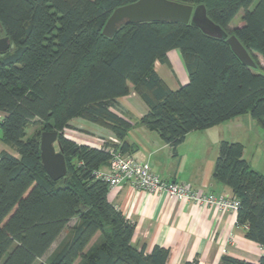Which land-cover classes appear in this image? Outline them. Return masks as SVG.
I'll use <instances>...</instances> for the list:
<instances>
[{"label":"trees","instance_id":"trees-1","mask_svg":"<svg viewBox=\"0 0 264 264\" xmlns=\"http://www.w3.org/2000/svg\"><path fill=\"white\" fill-rule=\"evenodd\" d=\"M136 0H0V28L12 49L0 53V264H36L66 231L48 264H169V249L132 243L135 224L108 199L95 171L108 165L97 148L64 135L76 117L111 128L123 151L133 123L112 110L134 92L147 113L137 123L174 149L186 135L249 113L264 127V0H178L204 3L209 17L235 34L256 66L243 63L223 39L182 22H128L112 37L103 28L115 8ZM254 4V5H253ZM242 12V23L230 28ZM180 50L188 82L171 89L155 68ZM59 132L65 178L53 180L41 160L39 132ZM240 142L222 140L214 178L240 200L237 221L264 247V174ZM73 221L72 224H70ZM183 264H198V260ZM221 264H264L224 255Z\"/></svg>","mask_w":264,"mask_h":264},{"label":"crops","instance_id":"crops-1","mask_svg":"<svg viewBox=\"0 0 264 264\" xmlns=\"http://www.w3.org/2000/svg\"><path fill=\"white\" fill-rule=\"evenodd\" d=\"M155 68L158 73L159 70L166 72L172 86L159 74L171 89L188 82V72L177 48L168 51L166 63L156 61ZM137 98L140 97L131 87L130 93L120 97L112 110L133 123L125 138L130 145L128 152L149 162L152 170L163 179L182 181L204 192L233 196L232 190L217 181L213 174L220 142L243 135L241 141L235 142L243 144L244 158L264 174V127L251 115L235 116L213 127L193 130L174 149L158 132L137 123L148 111V107L135 109ZM3 116L0 113V120ZM70 124L71 127L64 129V135L80 144L102 148L105 141L118 138L106 126L86 128L72 120ZM245 139L252 142L253 156L247 152ZM3 150L15 154L3 141L1 132L0 153ZM101 168L106 169L107 165ZM108 199L134 222L132 243L138 248L145 246L146 251L154 245L169 249V264H183L194 259L198 264H221L224 255L258 263L264 255L260 244L246 237L247 226L237 221V215L219 213L213 205L148 193L126 182L109 188Z\"/></svg>","mask_w":264,"mask_h":264},{"label":"water","instance_id":"water-1","mask_svg":"<svg viewBox=\"0 0 264 264\" xmlns=\"http://www.w3.org/2000/svg\"><path fill=\"white\" fill-rule=\"evenodd\" d=\"M173 21L192 24L205 34L225 40L239 59L250 66H256L248 50L235 34H230L213 21L204 3H184L178 0H136L118 6L109 16L103 34L112 37L125 23ZM0 28V53L12 49L9 36L2 35ZM57 130L42 131L40 136L41 160L53 180L65 178L67 162L59 145ZM58 146V149L56 147Z\"/></svg>","mask_w":264,"mask_h":264},{"label":"built area","instance_id":"built-area-1","mask_svg":"<svg viewBox=\"0 0 264 264\" xmlns=\"http://www.w3.org/2000/svg\"><path fill=\"white\" fill-rule=\"evenodd\" d=\"M105 141L104 144H106ZM111 144L107 147L110 152V161L106 169L95 171L97 178L108 183L109 188L122 183H130L135 189L148 193H160L178 200L198 202L213 205L219 213L238 215L240 200L235 196L216 194L197 190L190 184L163 179L152 170L151 164L140 160L128 151L121 149L118 138H110ZM264 250V247L260 245Z\"/></svg>","mask_w":264,"mask_h":264},{"label":"rangeland","instance_id":"rangeland-1","mask_svg":"<svg viewBox=\"0 0 264 264\" xmlns=\"http://www.w3.org/2000/svg\"><path fill=\"white\" fill-rule=\"evenodd\" d=\"M241 16H242V12L231 23V25H230L231 29H233L235 26H238V25H240L242 23ZM2 35H3V32H2ZM258 58H259L261 64L264 65V59L262 58V56L258 54ZM159 73L162 74L168 80L169 84H171L170 83L171 79L167 76L166 72H164L163 70L162 71L159 70ZM171 86H172V84H171ZM137 99H138L137 101H139V102L136 103L135 109L137 111L140 110L141 107H145L147 109V105L145 104V102L141 98H137ZM246 114L248 115V117H250L249 113H246ZM72 122L76 123V124H80V125H82V126H84L86 128L98 129L100 127L99 124L93 123V122H91L89 120H86V119H83V118H80V117H76V118L72 119ZM41 129H42V125H40L39 123L31 124L27 128V135L31 136V135H33L35 133H38V132H39V135H40V133L42 132ZM0 134H1V130H0ZM229 136H232V135H229ZM244 137H245L244 135L241 136V137H238V139H233L234 137H230V140L233 141V142H235V140L241 141ZM245 142L247 144V152H248V154L253 156V150L254 149H252V142L251 141H247L246 139H245ZM56 147L58 149L57 144H56ZM72 223H73V221L70 224H72ZM65 234H66V231H64L61 234V236H59V238H57V240L53 243V245L50 247V249L41 258H39L36 261V264H48V260H49L50 255L52 254L53 250L56 248V246L58 245L60 240L65 236Z\"/></svg>","mask_w":264,"mask_h":264}]
</instances>
